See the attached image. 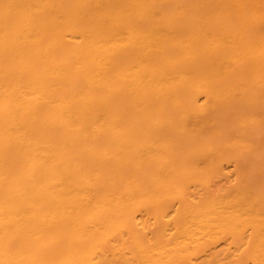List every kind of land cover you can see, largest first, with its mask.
Segmentation results:
<instances>
[{
	"label": "bare ground",
	"instance_id": "6f19581e",
	"mask_svg": "<svg viewBox=\"0 0 264 264\" xmlns=\"http://www.w3.org/2000/svg\"><path fill=\"white\" fill-rule=\"evenodd\" d=\"M0 264H264V0H0Z\"/></svg>",
	"mask_w": 264,
	"mask_h": 264
}]
</instances>
